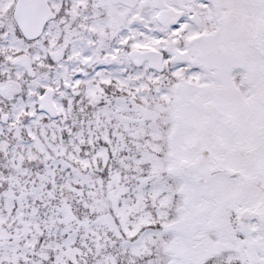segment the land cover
Listing matches in <instances>:
<instances>
[{
	"label": "snow or ice",
	"instance_id": "1",
	"mask_svg": "<svg viewBox=\"0 0 264 264\" xmlns=\"http://www.w3.org/2000/svg\"><path fill=\"white\" fill-rule=\"evenodd\" d=\"M0 264H264V0H0Z\"/></svg>",
	"mask_w": 264,
	"mask_h": 264
}]
</instances>
